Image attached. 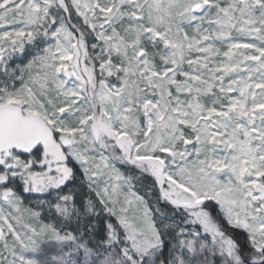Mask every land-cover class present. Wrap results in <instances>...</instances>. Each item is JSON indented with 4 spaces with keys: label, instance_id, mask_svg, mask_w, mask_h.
<instances>
[{
    "label": "snow or ice",
    "instance_id": "6c2138e0",
    "mask_svg": "<svg viewBox=\"0 0 264 264\" xmlns=\"http://www.w3.org/2000/svg\"><path fill=\"white\" fill-rule=\"evenodd\" d=\"M0 264H264V0H0Z\"/></svg>",
    "mask_w": 264,
    "mask_h": 264
}]
</instances>
